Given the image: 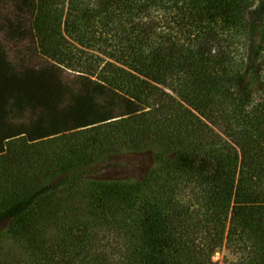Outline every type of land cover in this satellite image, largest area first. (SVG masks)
<instances>
[{"label": "trees", "instance_id": "trees-1", "mask_svg": "<svg viewBox=\"0 0 264 264\" xmlns=\"http://www.w3.org/2000/svg\"><path fill=\"white\" fill-rule=\"evenodd\" d=\"M12 1L15 23L0 30L32 36L43 55L94 87L64 109L56 73L11 72L0 51L8 233L46 264H216L225 243L242 251L239 264H264V0ZM94 26L117 35L118 49L85 57L71 47L65 34L82 44ZM100 55L112 61L101 67ZM94 88L119 91L125 113L98 107ZM25 105L36 118L14 124L10 115ZM145 149L154 162L139 180L90 176L112 155ZM6 170L14 179L1 180ZM21 173L38 183L25 187ZM79 183L91 207L76 205L71 232L47 243L33 230L37 218L69 208L46 207L47 197Z\"/></svg>", "mask_w": 264, "mask_h": 264}, {"label": "rangeland", "instance_id": "rangeland-1", "mask_svg": "<svg viewBox=\"0 0 264 264\" xmlns=\"http://www.w3.org/2000/svg\"><path fill=\"white\" fill-rule=\"evenodd\" d=\"M16 16L17 14L14 10L13 1L0 0V25H6V19L12 20V22L15 23ZM30 21L31 20H26V22L23 21V26L29 29ZM92 30L94 36H90V32H85L83 37L85 36L86 38H81L86 44L89 42V45L85 43L81 44L76 41L74 37H70L67 34L65 35L67 36L66 38L71 41V47L76 46L80 48L81 51L85 52L81 53L85 57H88L89 53H95V51L99 49H111L118 46L117 35H112L111 32L98 33L95 26ZM0 51L4 56L7 68L11 72L21 74L26 71L45 70L56 73L61 82L57 104L64 109L74 105L79 96L84 95L86 90L90 91V89L94 87L89 77L78 71L64 68L63 65H59L52 58L43 55L36 40L32 36L28 35L21 38H11L5 34L3 30H0ZM100 56L103 57L102 55ZM103 58L104 60L100 61L101 67L104 65L105 61L111 60L106 57ZM79 67H82V64L79 65ZM92 79L95 78L93 77ZM94 89L93 101L98 107L100 106L102 109L109 108L114 115L125 113V98L119 91L117 92L112 89L99 91L96 88ZM35 118V112L28 105H25L21 111L16 110L10 115V120L14 124L24 123L25 125H29ZM22 143L23 140L20 138L17 143L20 144L18 148H21ZM24 145L26 146L25 143H23V147ZM153 162L154 157L152 150L124 151L112 155L106 161L95 165L92 168L90 176L99 179L127 178L139 180L147 174ZM6 168L10 171L8 167ZM7 170L1 176V180L8 181L14 179V176H8ZM14 171L15 170H13L12 173L15 175ZM37 172L38 169L35 170L34 174L37 175ZM29 174L32 173L29 172ZM21 175L25 179V187L38 183L36 179H28L23 173H21ZM17 182L18 180L15 181V186L18 185ZM24 185H22V188ZM19 187L21 186L19 185ZM13 190L14 189L10 187L3 194H11ZM46 202V207L49 208L59 207L60 205L69 206L62 216H59L57 213L48 214L44 212V214L37 218L33 230L37 231L38 237L44 238L47 243H57L63 239L64 234L71 232L70 223L73 220L67 218V214L75 211L74 208L76 205H80L81 207H91L92 205L89 188L84 183H79L72 191L54 192L47 197ZM100 222L101 221H98L97 224ZM74 231L75 229H73V233H76ZM0 237V264H46L45 260H41L38 252L29 245L27 239L8 233L5 224H0ZM121 240L125 242L123 238ZM237 248L238 246L236 247L233 244L225 243L221 248L217 249L212 260L216 264H239L241 263L240 259H242V255L240 254L242 251Z\"/></svg>", "mask_w": 264, "mask_h": 264}]
</instances>
